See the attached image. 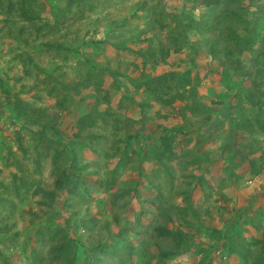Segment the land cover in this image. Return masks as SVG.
<instances>
[{"label":"rangeland","instance_id":"1","mask_svg":"<svg viewBox=\"0 0 264 264\" xmlns=\"http://www.w3.org/2000/svg\"><path fill=\"white\" fill-rule=\"evenodd\" d=\"M10 1L16 2V0H0L4 7H7ZM210 1L193 0L192 3H187L186 0H28L26 6H31L38 14V17L31 21L22 18L19 14L14 16L7 14L0 5V230L2 231L0 232V264L48 263L53 244L47 242L41 245L36 242L39 235L37 232L45 226H51L52 230L62 228L68 240H79L91 247L92 244H97L96 241L107 240L111 234L102 224L109 222L114 233L118 231V224L113 221V218L119 214L124 226L130 227L128 235L131 240L128 244L133 247V254L130 256L127 253L125 259H131L134 263L138 257L136 250L140 252V247H144L146 241H152L155 226L167 222L168 226L174 229L176 225H180L177 214L172 212V218H167L159 207L143 200L150 201L156 197L155 191L149 193L142 187L147 184L146 176L151 175V180L154 181L167 180L162 173L159 174L160 179L159 175L156 177L152 174L158 170L150 158L153 151L152 143L136 138L139 131L143 129L141 123L147 125L145 134L153 132L155 126L150 114L155 115L160 110V103L148 111L149 108L145 104L149 102L152 92H147L144 87L137 89L127 76L123 80L118 78V82L121 83L116 85L113 74L117 76V73H131L137 76L139 71L135 65L144 69V62L145 71L154 72L156 75L177 71L174 67L178 62L182 63L186 60L188 53L174 54L168 58L160 47L166 48L167 41H158L159 38L154 37L153 34L147 35L146 40L145 35L139 34L142 27L150 28L146 25L151 12L149 9L160 8L166 3L168 8L178 4L180 13L188 12L187 14L195 17L207 10V4ZM226 2L227 0H223L224 5H227ZM248 3L252 6L247 13L248 15L250 13L249 17L260 31L264 26V0H249L245 5ZM223 17L225 18L221 20L222 25L211 26L209 32H212V36L208 35L207 38L219 39L204 43L205 45L197 54L198 62L192 60V56H195L192 53H190L192 62H183L186 67L197 63L200 75L193 74L195 88L186 87L187 91H184L186 101L162 108V115L170 118L169 122L164 123L168 122L169 127L181 123L183 119L179 109L194 104L195 101L200 106L199 114L192 117L195 127L191 126L190 130L202 129L208 117H210L209 125H215L217 123L215 116L219 115L223 125L214 129L213 137H225L230 130L233 132L235 124L248 122L252 126L246 131L238 130L239 139L230 141V147L237 146V142L248 144L253 137L264 143V133L258 122H264V86L261 87L260 93L263 102L262 110L258 105L248 111L247 101L235 95L238 92L242 97L243 91L231 90L221 75V71L226 70L227 66L224 69L219 67V62L209 53L211 49L208 45L212 44H215L222 55L228 51L235 52L236 44L229 27H237L239 32H242L241 26L238 25L242 23L233 18L231 12H225ZM256 20H259L258 24ZM220 33H222L221 38ZM131 39H135L138 44L131 46L129 41ZM122 44L126 45L124 47L131 46L135 49H138L137 46L140 45L141 53L131 55L121 52L118 47ZM152 52H155L154 56ZM86 54L93 56L95 66L93 62H84L83 58L86 60ZM231 64L234 66L233 63ZM91 66L96 67L97 73L103 75L102 90L111 95L108 103L100 102L102 106L98 102L102 100L103 92L101 95L94 92L92 94L80 86L77 92L74 89L77 82L85 80ZM125 81L128 84L124 83ZM51 88L55 89L54 96L49 94ZM192 89H195V93ZM154 93L156 94V91ZM69 95L74 97V101H67L64 107H60L58 100ZM219 103L223 105L221 110L212 108ZM66 107L70 109L69 115L63 113ZM94 107L100 108L102 112L109 109L114 115L112 118H106L108 123L99 121L101 126L95 129L99 130L106 139L98 153L89 149L79 152V156L82 157L80 162L89 164L88 169L84 170L86 184L79 185V190L85 194L86 199L75 198L64 191L59 196L56 209L44 215L42 211L44 207L39 204L41 195H37L35 189L39 186L38 182L49 185L51 189L54 188L53 177L50 174L51 162L45 163L43 175L37 174L36 150L32 146L33 140L29 133L34 125L28 124V121H37L41 125L46 123V119L37 118L36 114L39 112L44 114L43 117H55L51 119L52 123L63 131L65 137L71 138L78 132L77 121L80 116L87 114ZM34 109L36 111H33ZM55 110L58 111L55 112ZM231 113L239 114L243 121L237 123L235 117L231 124L227 119ZM117 115L121 118V125H118V129L115 130L113 124L114 117ZM186 118H190V115ZM138 121H140L139 124ZM17 131L22 134L23 145L29 151V159H25L23 151L16 142L14 135ZM201 133L204 132L201 131ZM130 136L134 140L127 143ZM118 139L120 142L116 144ZM6 141L11 144L15 155L10 156L4 146ZM202 141L203 139L196 138L192 144L185 145L181 142V137H177L174 148L175 158L170 162L175 168L177 186L182 185L181 180L187 181L186 177L181 178L182 174L193 173L196 180L202 175L214 188L215 198L210 199L209 202L220 207L224 203L222 193L236 200L238 206L246 204L247 198L255 193L256 195L260 193L264 185V179H262L264 177L250 178L249 162H245L238 168L240 175L243 174L244 178L248 177L247 180L245 179L246 188L237 190L236 187L230 186V182L225 184L221 182L223 167L225 168L224 165H227L230 160L227 158V153H222L214 141L202 145L204 152L198 157L201 160V169L194 164H187L192 160L189 151L193 149L196 152L199 142ZM113 145L117 147L114 148ZM207 151L212 152L211 156L209 155L212 160L219 157V162L209 168L206 167L205 160ZM262 152L255 153V158L258 159ZM182 160L186 163L184 167L179 164ZM15 177L18 178L17 181ZM112 177H115V183L109 185L108 181H113ZM22 179L27 187L23 185ZM135 182L139 183V188L142 187L140 197L135 196L130 188ZM15 183L19 186V194L15 189ZM87 187H90V193L85 192ZM27 188L30 190L27 191ZM121 188L127 189L126 198L118 196ZM167 196L169 198V194ZM168 198L166 197L164 201L165 208L171 206ZM173 199L176 205L182 201V197L178 195L173 196ZM194 200L197 204H202V200H206L201 188L196 189ZM258 202L264 206V197ZM35 213H38L41 218L37 219ZM214 223L217 225V221ZM182 229L184 232L188 231L187 227ZM251 235L249 230L245 233L247 238ZM196 240L202 245H209L208 237L201 234ZM35 247L43 248L44 252L37 256L31 252ZM148 251L154 253L155 246ZM187 253L188 255L179 256L169 264H193L200 259V254L191 253L190 250H187ZM53 259L51 262L54 264H64L59 259ZM101 264L123 263H119L118 260V263L109 261ZM249 264H253V261Z\"/></svg>","mask_w":264,"mask_h":264},{"label":"trees","instance_id":"2","mask_svg":"<svg viewBox=\"0 0 264 264\" xmlns=\"http://www.w3.org/2000/svg\"><path fill=\"white\" fill-rule=\"evenodd\" d=\"M26 1L28 0L10 1L7 7H4L2 2H0V5L7 14L13 16L19 14L22 18L31 21L37 18L38 14L31 6H26ZM186 1L187 3H192L193 0ZM248 1L249 0H227V5H224L223 0H211L207 4V10L201 14L199 13L198 16L195 17L187 14L188 12H186V14L180 13L178 4L172 7L169 6V9L166 3L160 8L153 7L149 9L151 12L148 15L146 25L150 28L142 27L139 34L145 35L146 40L148 39L147 35L153 34L154 37L159 38L158 41H167L166 48L164 46L160 47L168 58L174 54L182 55L183 53H188L186 60H183V62H192L190 54L192 53L195 55L192 56V60L198 62L196 58L202 46L210 41L219 39H207L208 35L212 36V32H209L211 26H216L217 24L222 25L221 20L225 18L223 17L225 12H231L233 18L242 23L238 24L241 26L242 32H239L237 27H229L230 34L235 41L233 42L236 44L234 48L235 52L230 53V51H228L222 55L216 49L215 44H212L211 46L208 45L211 49L209 53L219 62V67L224 69L225 66H227L226 70L221 71V75L225 78L231 90L243 91L242 97L241 93L238 92H236L235 95L237 98H243L247 101V110L249 111L253 107H258V105L261 106L259 109L262 110L263 102L260 93L262 92L261 87L264 86V26L261 27L259 31L252 22V18L249 17L250 13L249 15L247 13L252 4L248 3V5H245ZM183 13L185 12L183 11ZM258 21L259 20H256L257 24ZM219 36L221 38L222 33H220ZM154 37H152L153 40H156ZM129 41H131V46L138 44L135 39ZM124 46L126 45L122 44L118 49L121 52L131 55L141 53V48L139 49L140 45L137 46L138 49L131 46ZM152 55L154 56L155 52H152ZM249 55L252 57H249ZM85 57L86 60L83 58L84 62H93L94 66L96 65L95 60H92L93 56L91 57V54L90 56L86 54ZM183 62H178L177 66L174 67L177 71L173 70L161 75L145 71V62L143 63L144 69L135 65L139 71L137 76H133L131 73H117V76L113 74L115 77L114 84L116 85L121 83L118 82V78L123 80L125 76H127L129 81L133 83L137 89L144 87L147 92H152L149 102L145 104V106L149 108L148 111H151L150 109L152 107L160 103V110L157 111L155 115L150 114L153 118V126H155L153 132L145 134L144 131L147 125L141 123L143 129L139 131V135L137 134L136 138H142L145 142L152 143L153 151L150 158L158 168V170L154 171L152 174L157 177L162 173L166 176L167 180L165 182L161 180L154 181L151 180V175L146 176L147 184L142 187H144L147 192L149 191V193L155 191L156 197L150 199V201L146 199L143 200L159 207L160 210L166 214L167 218H172V212L173 214H177L180 225H176L174 229L170 228L167 222L155 226L152 241H146L144 247H140V252L136 250L138 257L134 263L131 262V259H125L127 253H129L130 256L133 254V247L128 244L129 240H131V237L129 238L128 235L130 227L124 226V222H121L119 214L113 218V221L118 224V231L114 233L112 227L109 226V222L107 224H102L111 234L108 236L107 240L96 241L95 243L97 244H92L91 247H88L79 240V242L74 239L68 240L66 235L63 234L64 229L62 228L52 230L51 226H45L37 232L39 235L37 236L38 239L36 242L41 245L47 242L53 244L52 250L50 251V260L46 264H54V262H51L53 258L61 260L64 264H101L109 261H116L118 263V260L119 263L123 264H169V262L179 258V256L188 255L187 250H190L191 253H194L193 250H195L201 255L198 262L193 264H216V259H218V264H249L251 260H253V264H264V206L258 202V200L262 198L264 185H262L258 195L255 193L250 196L247 198V203L245 202L246 204L240 206H238L237 201L232 199L228 194L222 193L221 197L224 203L222 207H220L217 204L209 202L210 199L215 198L213 194L214 188L208 183L204 176L201 175L196 180V176L193 173L182 174L181 178L186 177L187 181L184 182L181 180V186H177L175 183V168L172 167L170 162L175 158L174 148L176 147L177 137H181V142L185 143V145L192 144L196 138L203 139L202 142H199L196 152L193 149L189 151L192 160L187 163L194 164L200 169L202 165L198 157L204 152L202 145L209 144L213 141L217 143L218 149H220L222 153L226 152L227 158L230 160L227 165H224L225 168L223 167L221 182L224 184L230 182V186L236 187L237 190L247 187L246 180L248 177L244 178L243 174L240 175L241 173H239L240 170L238 169L239 166L245 162H249L248 174L250 178L264 177V143L253 137L252 141L248 144H245V142H237V146L230 147L229 145L230 141L239 139L238 130L246 131L252 124L248 122L235 124L236 126L233 129L234 133L230 130L225 134V137L220 136L215 138L212 135L214 129L223 125V123L220 122V116L217 115L215 116L217 117V123L215 125H209L210 117H208L202 129L194 128L190 130L191 126L195 127L192 117L199 114L200 107L198 103L194 101V104L192 103L179 109L183 121L178 125L169 127L168 120L170 118L166 115H162V108L165 106L171 107L175 103L186 101L184 93L186 87L195 88V83L192 80L194 79L193 74L200 75V68L197 67V63L186 67ZM231 63H233L234 66L237 64V66L234 67ZM124 83L127 82L125 81ZM103 85V75L97 73L96 67L91 66V68L88 69L85 80L77 82L74 89L75 92H77V88L80 86L89 90L91 93L94 92L95 94L99 93V95H101L103 92L101 96L102 100L98 103H108L111 99V95L106 94L102 90ZM155 91L156 94L154 93ZM192 91L195 93V89H192ZM54 92V88L49 89V94L51 96H54ZM58 101L60 107H64L65 102L74 101V97L69 95ZM152 101L155 102L152 103ZM102 105L103 104H101V106ZM122 107L121 105V108ZM221 107L223 108V105L219 103L213 105L212 108L221 110ZM58 110L60 111V108ZM58 110H55V112ZM33 111H36V109ZM69 112L70 109L68 107L63 111L65 115H69ZM236 114L231 113L227 118L231 124L235 117L237 123L241 122L242 117ZM113 115L114 113L109 109L102 112L98 107L92 108L90 112L80 116L77 121L78 132L71 138L65 137L63 131L52 123L53 120L51 119L55 117H43L44 114L39 112L36 114L37 118L46 119V123L41 125L37 121H28V124L34 125L29 133L33 140L32 146L36 150L35 169L37 174L43 175L45 163L51 162L50 174L53 177L54 188L51 189L48 187L49 185L38 182L37 184L39 186L35 189V193L41 195L42 199L39 204L41 207H44V209H42L44 215L50 214L52 210L56 209L59 204V196L64 191L72 194L75 198L86 199L85 194L79 190V185L86 184V179L84 178L86 172H84V170L88 169L89 164H82L80 162L82 157L79 156V152L89 149L96 154L98 153L99 148L103 146L102 143L106 139L99 130L95 129L101 126L99 121L108 123L106 118H112ZM188 115H190V118H186ZM166 121L168 122L164 123ZM258 122H260L261 131L264 133V122ZM120 123V116H115L113 128L117 130L118 125H121ZM139 123L140 121H138V124ZM201 131L204 133H201ZM14 136L19 148L23 151L25 159H29V151L23 145L21 132L17 131V134ZM133 140L134 138L130 136L126 142H133ZM118 142H120L119 139L116 140V144ZM4 146L9 151L10 156L15 155V153L12 152L10 143L7 141L4 142ZM113 146L114 148L117 147V145ZM260 151L263 152L261 156L256 159L254 155ZM186 153L188 154V151ZM211 154V151L205 153L207 168L219 162V157L212 160L210 157ZM107 155L109 156L110 154L108 153ZM184 155L185 152L183 156ZM177 158L179 159V156H177ZM21 162L24 163V161ZM179 164L183 167L186 166L183 160L180 161ZM81 175L83 177H81ZM112 178L113 181H108L109 185L115 183V177ZM16 179L18 180L17 177H15V181H17ZM22 182H24L23 185L27 187L25 181L23 180ZM138 184V182L132 183L130 188H132L135 196L140 197L142 187L139 188L140 185L138 186ZM197 188H201L206 196V200H202V204H197L194 200ZM15 189L19 194V186H17V183H15ZM29 190L30 189L27 188V191ZM85 192L90 193V187H87ZM126 193L127 189L121 188L118 192V196L126 198ZM167 194H169V198ZM175 195L182 197V201L178 205H176L173 199ZM166 197L171 205L168 208L164 207ZM35 216L37 219L41 218L38 213H35ZM216 221L217 225L214 223ZM14 225L15 224H13V226ZM112 225H114L113 222ZM183 227H187L188 231L184 232L182 229ZM249 228H255L259 233V235L252 240H248L245 236ZM2 230L4 231L7 229ZM131 230H133V228ZM0 232L2 231L0 230ZM135 232L138 233L136 230ZM200 234L208 237L209 245H202V243L197 244V242L194 241V238L200 236ZM29 238H31V236H29ZM153 246H155V252L150 253L148 250ZM24 250L26 251L27 248L25 247ZM42 251L44 252L43 248L40 249L35 247L31 252L39 256ZM230 258H232V260H230Z\"/></svg>","mask_w":264,"mask_h":264},{"label":"clouds","instance_id":"3","mask_svg":"<svg viewBox=\"0 0 264 264\" xmlns=\"http://www.w3.org/2000/svg\"><path fill=\"white\" fill-rule=\"evenodd\" d=\"M259 178V177H258ZM257 179V178H256ZM251 180H253V179H251ZM252 182V181H251ZM262 197H264V194L262 195ZM250 232H251V237L250 238H247L248 240H252L254 237H257L258 235H259V233H258V231L255 229V228H249L248 229ZM197 237L198 236H196L195 238H194V241L195 242H197ZM197 244H199L198 242H197ZM193 252H195L196 254H198L199 252H196L195 250H193ZM200 257H201V255H199ZM230 260H232V258H230ZM251 261H253V260H251ZM215 263L216 264H218V259H216L215 260Z\"/></svg>","mask_w":264,"mask_h":264}]
</instances>
